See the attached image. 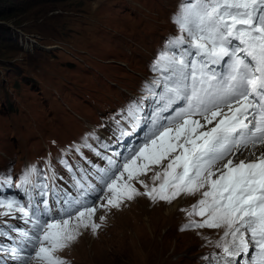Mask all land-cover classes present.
<instances>
[{
	"label": "rangeland",
	"instance_id": "1",
	"mask_svg": "<svg viewBox=\"0 0 264 264\" xmlns=\"http://www.w3.org/2000/svg\"><path fill=\"white\" fill-rule=\"evenodd\" d=\"M187 1L0 0V180L17 174L37 182L48 163L52 174L68 179L64 190L92 192V139L117 128L120 110L147 96L148 84H159L153 62L168 40L186 38L177 17ZM232 1L211 0L212 10ZM237 1L234 22L247 2ZM171 138L135 154L86 214L56 221L49 210L60 190L48 199V178L42 177L37 199L47 234L41 245L25 241L36 255L27 264H209L219 256L237 263L253 243L238 195L255 169L235 176L245 149L213 162L209 174L194 165L187 180L181 145L164 160ZM23 212L0 205V224ZM217 213L222 217L214 221ZM144 224L158 230L159 240ZM246 235L251 244L235 245Z\"/></svg>",
	"mask_w": 264,
	"mask_h": 264
},
{
	"label": "bare ground",
	"instance_id": "2",
	"mask_svg": "<svg viewBox=\"0 0 264 264\" xmlns=\"http://www.w3.org/2000/svg\"><path fill=\"white\" fill-rule=\"evenodd\" d=\"M244 105H245V103H242V104L237 103L232 108H228L225 110H218V111L212 113L210 116H208L204 119H196L195 122H193V120H189V119L185 120L182 123V125H179L175 129L173 128L172 130L166 131L159 139L155 140L154 142H157L160 139H162L164 137H168L169 135H171V137H172L171 141L172 142L168 143L170 146L167 149H165V151H163L164 160H169V159L175 157L178 154L176 146L181 145L180 155L182 157H184L185 159H187L188 160L187 162L191 163V162H193V158L195 157L196 153L198 152V146H199L200 141L202 139H204L205 137H210L214 134H218V132H219L218 124H220V122L223 121L228 115H230L234 112H238ZM235 107H238V108H235ZM150 146H152V144ZM231 158H232V156H231ZM231 158L227 159L226 161L231 160ZM244 159H246L245 162H242L241 158L237 159L238 161L236 160L238 162L236 165L238 171L236 173H235V171L233 172V173H235L236 177H239V178L241 176L243 177V174L245 175V173H247L248 171H252L254 169H255L254 171H257L258 167L264 162V146H262V145L259 147L251 146L248 149H245V153L243 155V160ZM153 162H155V161H153ZM183 164H185V163H183ZM155 165H156V163L154 164V166ZM214 169L215 168H212L209 171H207V174L211 173ZM200 173L204 174L205 172L200 171ZM187 180H189V177ZM187 196H188V194H187ZM210 206H212V205H210ZM82 214H86V212H83ZM245 216H247V214H245ZM221 217L222 216L218 215V213H217L214 216V221H216L218 218H221ZM149 225L144 224L145 232H148L149 234H151L152 240H159L157 238V231L158 230L155 229L153 231V228H151ZM157 227L159 228V226H157ZM238 227H239V224H236L234 226L233 230L237 231ZM186 234H188V233H186ZM244 237L242 239L239 238L238 240H235L236 238H232V240L230 242H234V240H235L236 241L235 245L240 246V247H243V245L251 244V242L249 241V236L246 235ZM162 240H164V238Z\"/></svg>",
	"mask_w": 264,
	"mask_h": 264
}]
</instances>
